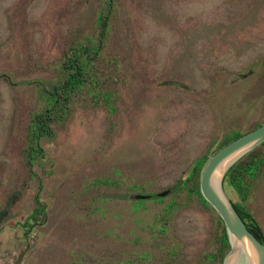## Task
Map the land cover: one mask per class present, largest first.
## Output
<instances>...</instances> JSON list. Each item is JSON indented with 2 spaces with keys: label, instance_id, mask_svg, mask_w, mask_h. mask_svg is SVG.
Masks as SVG:
<instances>
[{
  "label": "rangeland",
  "instance_id": "374dc122",
  "mask_svg": "<svg viewBox=\"0 0 264 264\" xmlns=\"http://www.w3.org/2000/svg\"><path fill=\"white\" fill-rule=\"evenodd\" d=\"M262 122L264 0H0V264H222L199 175Z\"/></svg>",
  "mask_w": 264,
  "mask_h": 264
},
{
  "label": "water",
  "instance_id": "95a60500",
  "mask_svg": "<svg viewBox=\"0 0 264 264\" xmlns=\"http://www.w3.org/2000/svg\"><path fill=\"white\" fill-rule=\"evenodd\" d=\"M263 140L264 122L218 148L206 160L199 175V193L224 226L228 250L222 264H264V244L258 240L256 229L224 192L234 161ZM169 191L154 195L161 197ZM149 196L133 195L136 199Z\"/></svg>",
  "mask_w": 264,
  "mask_h": 264
},
{
  "label": "trees",
  "instance_id": "16d2710c",
  "mask_svg": "<svg viewBox=\"0 0 264 264\" xmlns=\"http://www.w3.org/2000/svg\"><path fill=\"white\" fill-rule=\"evenodd\" d=\"M102 23H104V20H102ZM76 83V78L74 77V75H70L66 78V80L64 81L63 83V86L64 87H67V88H71L74 84ZM37 119H39V125H38V131L41 132V131H45V127H44V124L42 122V120H40L41 118L38 117ZM238 137V136H236ZM234 137V138H236ZM253 155V151L247 153V156H252ZM254 162L251 160L250 162H247V163H244V167H238V164L234 163L233 164V167H232V170L230 172V175H229V179H228V182L233 185L234 187L236 186H239V187H242L244 185V183L242 182V174L244 172H246L248 174V177L251 176L252 174V169L254 167ZM197 166V164H195L193 166V170L195 169V167ZM246 185V183H245ZM176 189V186H173V191ZM245 193H242L241 194V197H243ZM150 198H159V197H156L154 194L149 196ZM235 206L241 211V213L246 217V219L251 223V225L256 229V233H257V237H258V240L264 244V238H263V233H262V230L260 228V226L258 225L257 221L255 220V218L252 216V214L249 212V210L244 206V204L240 201H237V202H234L232 201ZM33 216V213L30 214L28 217H32ZM221 240L223 242V245H224V248L227 247V239H226V234L224 232V229L222 228V234H221Z\"/></svg>",
  "mask_w": 264,
  "mask_h": 264
}]
</instances>
